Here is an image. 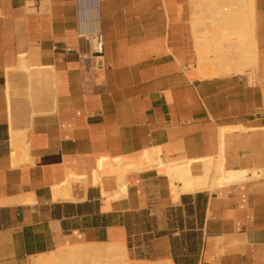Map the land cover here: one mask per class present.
<instances>
[{
	"label": "crops",
	"instance_id": "1",
	"mask_svg": "<svg viewBox=\"0 0 264 264\" xmlns=\"http://www.w3.org/2000/svg\"><path fill=\"white\" fill-rule=\"evenodd\" d=\"M77 12L76 0H0V264L126 244L125 213L174 207L192 223L148 238L157 254L186 255L171 236L195 230L190 264H264V0H253L249 65L212 76L195 71L189 0H99L101 55L78 37ZM154 148L196 175H212L210 161L246 175L174 200L166 173L108 172ZM106 214L117 222L92 224Z\"/></svg>",
	"mask_w": 264,
	"mask_h": 264
},
{
	"label": "rangeland",
	"instance_id": "2",
	"mask_svg": "<svg viewBox=\"0 0 264 264\" xmlns=\"http://www.w3.org/2000/svg\"><path fill=\"white\" fill-rule=\"evenodd\" d=\"M210 1H213L214 5L211 4V6L209 7ZM189 2L192 8V14H191L192 27H190V30L194 42V49L196 51V55L198 52L202 51L203 54H205L204 56H206V54H208L209 56L210 54H212V52L219 51L220 48L223 49L222 46L225 42H227V38H229L231 42H233L236 39L235 35H233V31H231V29H229V27L227 26L226 21L220 19L222 16L220 15L219 21L217 22V17L212 13L213 11L218 12L216 8L218 6L219 7L222 6V4H226L228 7L232 5L233 9H234V4H236L235 5L236 8H239L240 0H189ZM248 26L250 27V25ZM225 28L229 30V34ZM225 31L228 36L227 38L222 37ZM197 63L199 66L198 65L196 66L195 71L200 76H212V75H221V74L229 73V72H220L217 74H211L205 72L201 73L200 65L203 64V62L200 63V61L198 60V55H197ZM209 63L211 62H205V64L207 65ZM154 149L158 150V152L160 153V157L166 163L185 162L183 160L179 161V159H173L172 157H170L169 155L170 153L163 152L160 148H154ZM143 153H145V151ZM130 160L132 161L133 159ZM146 168H154L158 172H162L159 168H156L155 164L152 163L146 165H140L137 167H132L130 169L122 170V172L139 171ZM108 172L110 174H119L115 169H110ZM169 180L172 189L173 184L175 183L170 179V177ZM104 195L106 196V198L112 196L110 199H108V201L115 197H118V196L113 197L115 195L113 193H105ZM183 215L184 213L181 207H174L171 208L170 210L162 211L159 214L154 212L152 213L146 209L127 212L125 213V218H124L128 228L127 229L128 237L126 244L121 242H112L107 245H95V246L85 244V246L79 245L81 247L74 246L75 248L64 245V246H60L57 251L50 252L48 254L43 255L42 257L45 259L46 258L50 259L48 264H133L141 261L148 262L150 264L161 263L168 260L169 258L157 254L153 249L148 248L147 240L148 238H150L149 236H157V234H159L160 232H166L169 234L173 232H177L179 217L180 216L182 218L184 217L186 219V222L190 221L192 217L190 214L189 215L185 214V216ZM191 241H192L191 237L187 235L185 239L183 237H180L178 234L176 235L173 234L171 236V244L173 245V249L176 252L180 251L181 247L184 245V242L190 243ZM77 247L79 249H82L83 247H92V248H96L97 250L98 249L101 250L99 252L96 251L97 253H87L86 251L85 252L79 251ZM114 250H118L119 252L115 254L113 252ZM198 250H199V245H198ZM195 258L196 257L194 255V259Z\"/></svg>",
	"mask_w": 264,
	"mask_h": 264
},
{
	"label": "bare ground",
	"instance_id": "3",
	"mask_svg": "<svg viewBox=\"0 0 264 264\" xmlns=\"http://www.w3.org/2000/svg\"><path fill=\"white\" fill-rule=\"evenodd\" d=\"M211 4L214 5V2L210 1L209 7L211 6ZM235 5L236 4H234L233 9L232 5L228 7L226 4H222V6H218L216 8L218 12L213 11L212 14L217 17V22L219 21V17L221 15L222 17L220 19L226 21L227 26L229 27V29H231V31H233V35H235L236 39L231 42V40L227 38L228 36L226 31L225 33H223V31L222 37L227 38V42H225L222 46L223 49L220 48L219 51L212 52V54H210L212 56H208V54L204 56L205 54H203L202 51L198 52V60L200 61V63L203 62V64L200 65L201 73L205 72L217 74L220 72L230 71L239 73L242 72L244 68L249 65L248 60L253 56L254 53V39L252 36V27L248 26L252 24L253 20V0H240L239 8H236ZM226 30L229 34V30ZM205 62L211 63L207 65L205 64ZM10 136L11 144L13 147L11 154L14 156V158H16L20 151V137L14 130L10 131ZM124 162L125 163L121 166V169H115L117 173H119L118 179L122 178V170L130 169L132 167H137L140 165H146L151 163L155 164V166L159 168L162 172L168 174L173 182L179 183V186L173 184V187L171 189V194L174 200L178 199L180 192H194L197 190L204 189L207 186L211 187L216 184L228 182L233 179H240L245 177L246 175L245 171L226 170L222 161H210L212 162L211 168L214 171L212 175H209V168H207L202 174L196 175L191 172V160H187L185 162L166 163L160 157V153L158 152V150L155 149L145 151V153H143L142 155L133 158L132 161L127 158V160ZM104 164L105 158L100 159L98 163V168L103 169ZM65 183L66 182H63V184ZM125 192L126 183L123 181L118 187L117 193L115 192L116 194L113 197L122 196ZM69 194L70 192L68 190H59L57 187H53L54 198L69 197ZM111 197L106 198V200L108 201V199H110ZM100 250H97L96 248L92 247H83L82 249H79V251H86L87 253H97ZM113 252L116 254L119 251L114 250ZM49 260V258L45 259L42 256H39L37 258H33L30 264H48ZM133 264L150 263L141 261ZM156 264H174V262L171 258H169L164 262Z\"/></svg>",
	"mask_w": 264,
	"mask_h": 264
},
{
	"label": "built area",
	"instance_id": "4",
	"mask_svg": "<svg viewBox=\"0 0 264 264\" xmlns=\"http://www.w3.org/2000/svg\"><path fill=\"white\" fill-rule=\"evenodd\" d=\"M78 23L76 32L79 38L92 44L95 55H101L104 48V40L98 27L99 0H76Z\"/></svg>",
	"mask_w": 264,
	"mask_h": 264
},
{
	"label": "trees",
	"instance_id": "5",
	"mask_svg": "<svg viewBox=\"0 0 264 264\" xmlns=\"http://www.w3.org/2000/svg\"><path fill=\"white\" fill-rule=\"evenodd\" d=\"M186 212L188 215L191 214L192 213L191 208H187ZM197 218H199V217H197ZM116 222L117 221L113 219L112 214H106V215H102V216H98V215L94 216L92 224L95 226L109 225V224L111 225V224H115ZM187 223L189 225L192 222L190 220ZM178 226H179V228L183 227V218L181 216L179 217V220H178ZM191 227H194V226H191ZM164 234H167V233L166 232H160L159 234H157V236L164 235ZM186 235L190 236L192 241L190 243H186V246H187L186 255H182L181 257L177 258L175 253L173 254V261L175 264H190L194 261V255L197 253L198 245L200 244V231L192 230V231H189V233L187 232ZM149 237H152V236H149ZM170 242H171V239H170ZM171 247L173 250L172 244H171Z\"/></svg>",
	"mask_w": 264,
	"mask_h": 264
}]
</instances>
